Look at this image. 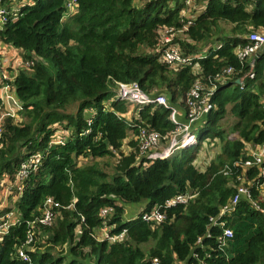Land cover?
Returning a JSON list of instances; mask_svg holds the SVG:
<instances>
[{
    "label": "trees",
    "instance_id": "obj_1",
    "mask_svg": "<svg viewBox=\"0 0 264 264\" xmlns=\"http://www.w3.org/2000/svg\"><path fill=\"white\" fill-rule=\"evenodd\" d=\"M69 1L0 0L9 11L0 42L29 64L12 81L19 122L1 124L0 183L41 156L12 201L18 217L0 240V264H264V177L241 163L250 156L247 145L264 142V44L243 63L234 53L249 33L264 31V0H194L205 5L184 31L188 40H175L190 57L178 68L161 62L155 48L162 28L187 24L186 0H72V11ZM227 67L231 78L214 82ZM196 79L200 91L214 89L193 126L195 144L163 159L141 155L140 128L167 135L176 127L172 108L185 121ZM131 82L163 94L170 106H135L128 120L129 102L116 98V87ZM227 115L233 123L225 130L220 121ZM59 129L66 136L55 141ZM211 140L217 151L198 168L195 159ZM240 183H249V196L220 218L233 232L224 240L215 219ZM177 194L190 198L165 207ZM48 198L52 217L41 224ZM105 206L112 212L101 217ZM156 208L162 222L143 220ZM103 229L124 233L98 239Z\"/></svg>",
    "mask_w": 264,
    "mask_h": 264
},
{
    "label": "built area",
    "instance_id": "obj_2",
    "mask_svg": "<svg viewBox=\"0 0 264 264\" xmlns=\"http://www.w3.org/2000/svg\"><path fill=\"white\" fill-rule=\"evenodd\" d=\"M188 4V0H186ZM185 3V4H186ZM75 6L74 1H69L67 3V8L69 11H72ZM7 14L9 11L6 8L0 6V23L4 24L7 20ZM186 17L185 12H181V17ZM187 18V17H186ZM193 17L187 18V24H185L180 29H175L174 27H165L160 31L161 39L158 41V45L155 50L160 52V61L168 64L171 68H178L182 65L190 64V57L185 56L182 50L178 46V42H176V37L178 34H184V31L187 29L191 19ZM247 42L245 44L237 45L234 53L238 60L243 63L247 60L252 59L256 53L261 49L264 44V31H253L249 33L246 37ZM176 40V41H175ZM21 66V65H20ZM28 66V64H25ZM194 70L200 72L201 69L197 65H193ZM4 69V62L2 56L0 54V83L2 79V73ZM233 74V70L230 67L221 70V72L217 73L213 77L214 82H224L231 78ZM15 76V75H14ZM12 77V81L13 78ZM248 76L251 78L253 76L252 73H248ZM240 83V80L239 82ZM12 86V85H11ZM202 86V82L199 79H196L194 86L189 91L186 102L188 103L189 112L186 116L185 121L179 122L177 120V111L172 108L170 119L173 123L176 124V127L173 131L169 132L167 135L159 134L155 131L148 130L147 128H140L138 135L136 138L140 143V153L141 155L151 159H163L166 158L171 152L175 149L189 146L195 143V135L193 132V126H195L196 122L200 118V116L209 110L210 104L207 103V97L211 95L214 86L212 88H206L204 91H200ZM203 87V86H202ZM116 98L119 100H125L127 102H131L130 104L138 107H141L148 103H157L162 104L165 107L170 106L167 98L163 94L149 95L141 90L139 85L136 82L131 83H118L116 87ZM1 99L0 95V101ZM1 122H0V134H1ZM61 140V139H59ZM58 141V140H57ZM145 154V155H144ZM249 158L245 161H242L243 169L248 168L250 166H257L261 172V176L264 177V142L261 144H257L254 146V149H249L248 151ZM40 154H36L32 156L29 160L23 162L20 166L19 171L15 176V180L12 182L19 184L21 186L22 180L26 177L28 171L31 168H34L40 162ZM226 173V172H225ZM5 189V195L8 193V188L12 186L13 183ZM248 184L240 183L236 186V190L232 196V198L221 208L220 214L215 219L218 225L222 226V235L221 239H229L233 237V232L230 227L225 226V222L220 220L221 217L229 216L231 212L235 209L237 203L242 199L246 198L249 195ZM260 193L264 194V179L259 184ZM190 198L187 194H177L172 198L166 200L164 202V206L175 205L179 203H186V201ZM55 205L51 198L46 199L44 204V209L42 215L38 219V222L41 224H48L52 217L51 206ZM112 212V208L110 206H105L100 209V216L104 217ZM143 220L147 222L160 223L165 219V216L162 212L158 210V208L151 210L149 212L142 214ZM17 222V213L15 210H10L3 215H0V240L2 236L8 231L9 227L15 225ZM33 224V222L31 223ZM123 231L117 235L106 237L111 241H116L123 236ZM30 239L26 238L25 244H29ZM19 255L26 260V255L19 251Z\"/></svg>",
    "mask_w": 264,
    "mask_h": 264
},
{
    "label": "crops",
    "instance_id": "obj_3",
    "mask_svg": "<svg viewBox=\"0 0 264 264\" xmlns=\"http://www.w3.org/2000/svg\"><path fill=\"white\" fill-rule=\"evenodd\" d=\"M203 9V7H202ZM0 54L2 56L3 62L5 63L4 65H6V69L3 70L2 73V82L0 83V95H1V99L3 98V101H0V104L2 105V113H6L9 114L10 117H13V122L14 119L19 118V116L17 115L18 112V99L15 96V90L14 88L11 86L12 85V77L16 74L17 69L20 68V65L22 64V59L21 56L19 55V51L15 48H12L8 45H5L3 43L0 42ZM11 92L13 93L14 96L11 95ZM8 94L9 96L11 95V103L8 101ZM132 108V106H131ZM134 110V107L132 108ZM135 115V112H131L128 110L127 112H125L123 114V116L125 118H127L128 120L130 118H132ZM202 122V121H201ZM66 134H63L62 137H65ZM127 140H125L124 142H126L124 144V151L126 150V146H127ZM248 146H254L252 144H249ZM1 149V146H0ZM199 156L196 157L195 159V163L197 162ZM203 157L206 159V154L204 153ZM209 159V158H208ZM207 159V160H208ZM6 178H3V180L1 181V188H0V195H4L6 204L8 202H12L13 200H15L16 198V194L19 192V184H16L14 182H12V186L8 188V193L5 197V189L10 185L12 179L9 178L8 176H5ZM5 188V189H3ZM20 193V192H19ZM264 196V194H263ZM2 207H4L3 205H0V210L3 209Z\"/></svg>",
    "mask_w": 264,
    "mask_h": 264
},
{
    "label": "rangeland",
    "instance_id": "obj_4",
    "mask_svg": "<svg viewBox=\"0 0 264 264\" xmlns=\"http://www.w3.org/2000/svg\"><path fill=\"white\" fill-rule=\"evenodd\" d=\"M186 3V2H185ZM205 3L202 2V3H198V1H194V0H188V4L186 3V8H183V12H185V16L187 18L189 17H194V14H197L198 12H200L202 10V7H204ZM182 12V11H181ZM224 28V31H228L230 29V25H224L223 26ZM177 39H181L182 41H185V40H188V38L186 37L185 34H178L177 37H176V40ZM178 46H179V43H178ZM205 46H203L204 48ZM200 48V47H199ZM207 49V48H205ZM5 64V63H4ZM29 65V64H28ZM21 66H23L24 68L23 69H28V66H25L23 63L21 64ZM6 65H4V69H6ZM3 69V70H4ZM1 82H2V79H1ZM11 95H13V93L11 92ZM11 95L9 96L8 94V101L11 103ZM10 97V98H9ZM131 103V102H130ZM133 104V103H132ZM132 104H129V110L133 113L134 110L132 109L133 107H135L134 105ZM187 106H188V103L186 102ZM132 106V108H131ZM2 105L0 104V122L1 124H3V122L7 119V118H11L9 116V114H6V113H2ZM18 115V114H17ZM19 122L18 118L14 119V123L17 124ZM13 123V124H14ZM223 129L225 130H228V128L231 126V124L233 123V117L232 115H227L223 118L222 121H220ZM63 134H65V131L64 130H61L59 129L57 132H56V136L54 138V140H59L61 136H63ZM234 136V135H233ZM52 141V140H51ZM210 142H213V140H211ZM126 142H124L125 144ZM2 147V145H0ZM247 148L248 149H254V146H248L247 145ZM217 151V145L214 143V145H208L207 147L203 148L200 153H199V157L197 159V163H199L200 165L197 166L198 168H203L205 166V164L207 163L206 160L213 155V153L215 154V152ZM204 153L206 154V159L203 157ZM213 157V156H212ZM211 157V158H212ZM2 186L0 185V188ZM1 198H0V203L3 204V208H6V207H9V208H14V203L13 202H8L7 204L4 203V198L3 197V194L0 195ZM14 201V200H13ZM104 227L106 226V224L103 225ZM78 230V228H77ZM107 234V231L105 229H103L102 233L98 236V239H106V235ZM108 235V234H107ZM63 253L65 252V250L62 251Z\"/></svg>",
    "mask_w": 264,
    "mask_h": 264
},
{
    "label": "clouds",
    "instance_id": "obj_5",
    "mask_svg": "<svg viewBox=\"0 0 264 264\" xmlns=\"http://www.w3.org/2000/svg\"><path fill=\"white\" fill-rule=\"evenodd\" d=\"M67 3H68V2H67ZM67 3H66V7H67ZM168 103H169V102H168ZM129 104H130V103H129ZM18 106H19V102H18ZM134 106H135V105H134ZM60 139H61V137H60ZM194 144H195V143H194ZM181 148H182V147H181ZM175 150H176V149H175ZM171 153H172V152H171ZM171 153H170V154H171ZM170 154H169V155H170ZM169 155H168V156H169ZM168 156H167V157H168ZM31 157H32V156H30L27 160H29ZM167 157H166V158H167ZM27 160H25V161H27ZM25 161H23V162H25ZM23 162H22V163H23ZM22 163H21V164H22ZM20 166H21V165H20ZM20 166H19L18 170L16 171V173L14 174V176H13V180H15V176H16L17 172L19 171ZM5 178H6V177H5ZM13 180H12V181H13ZM12 181H11V182H12ZM1 184H2V183H0V185H1ZM19 188H20V187H19ZM3 189H4V188H3ZM19 192H20V191H19ZM19 192L16 194V198L20 195ZM260 194H261V193H260ZM261 196L264 198V196H263L262 194H261ZM5 197H6V195H5ZM0 198H1V196H0ZM2 198H4V195H3ZM4 199H5V198H4ZM0 205H3V204L0 203ZM2 208H3V207H2ZM10 210H15V211H16L15 208H10ZM16 213H17V211H16ZM17 217H18V216H17ZM12 226H13V225H12ZM10 227H11V226H10ZM10 227H9V228H10ZM8 230H9V229H8ZM7 232H8V231H7ZM7 232H6L5 234H7ZM5 234H4V235H5ZM4 235H3V236H4ZM3 236H2V237H3Z\"/></svg>",
    "mask_w": 264,
    "mask_h": 264
},
{
    "label": "water",
    "instance_id": "obj_6",
    "mask_svg": "<svg viewBox=\"0 0 264 264\" xmlns=\"http://www.w3.org/2000/svg\"><path fill=\"white\" fill-rule=\"evenodd\" d=\"M236 82L238 83V82H239V80H236Z\"/></svg>",
    "mask_w": 264,
    "mask_h": 264
}]
</instances>
